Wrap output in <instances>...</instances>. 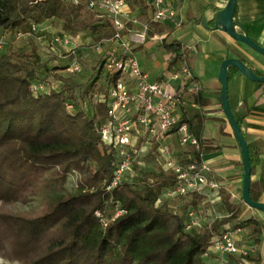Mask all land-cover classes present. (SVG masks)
Returning a JSON list of instances; mask_svg holds the SVG:
<instances>
[{
    "label": "trees",
    "instance_id": "16d2710c",
    "mask_svg": "<svg viewBox=\"0 0 264 264\" xmlns=\"http://www.w3.org/2000/svg\"><path fill=\"white\" fill-rule=\"evenodd\" d=\"M127 2L139 14H148L151 6L150 0ZM86 10L101 18L95 23L84 22L91 38L95 42L110 38L113 27L109 17L86 3L0 0V34L9 37L8 45L0 50V203H26L45 190L60 187L71 172L82 175L76 192L47 200L37 212L0 209V256L17 264H208L205 252L230 222L233 227L249 228L250 239L259 241L264 224L255 217L237 220L240 207L227 198L230 216L187 230L189 210H199L204 197L196 192L182 196L185 200L179 211L159 204V198L175 182V175L162 168L148 178H141L139 172L106 192L117 158L98 131L108 115L107 99L94 101V94L106 96L118 76L102 82L100 58L97 71L89 75L84 87L78 73L59 72L69 64L50 69L37 48L19 52L13 46L17 31L33 33L46 19L61 20L65 34H71L68 32L78 29V19ZM164 44L172 54L170 67L180 65L184 59L180 44ZM44 70L54 74L59 89L51 84L35 94L33 85L47 81L41 77ZM232 70L237 69L229 72ZM93 90L96 92L91 94ZM80 93L93 100L91 113L79 108ZM196 101L199 108L182 107V121L201 141L200 150L189 147L186 151L200 161L205 151L201 94ZM67 102L74 104L73 112L67 109ZM236 119L247 140L245 122ZM250 158L253 167L251 152ZM250 192L258 201L252 188ZM114 200L126 213L112 219ZM243 257L253 258L251 254Z\"/></svg>",
    "mask_w": 264,
    "mask_h": 264
},
{
    "label": "crops",
    "instance_id": "0c3cea01",
    "mask_svg": "<svg viewBox=\"0 0 264 264\" xmlns=\"http://www.w3.org/2000/svg\"><path fill=\"white\" fill-rule=\"evenodd\" d=\"M229 0H166L176 9V17L172 20L156 23L152 21V7L148 14H136L149 25L148 38L145 43L133 42V49L143 69L150 74L151 80H162L170 73L171 53L165 48L166 43L174 41L180 44L183 61L192 72L187 80L188 89L198 87L197 93L187 92L182 96L180 113L183 115L184 105L199 108L196 97L201 94L204 102L201 110L203 116L202 140L204 142V160L209 167V177L219 184V188L199 207L203 211V224H210L217 218L230 216L224 199L240 207L237 220L255 217L264 224V213L251 208L243 201L244 161L241 147L235 137L223 109L221 101L222 84L219 80L220 66L227 57L244 60L259 75L264 74V55L259 54L247 45L233 39L229 34L214 29L215 14L222 10ZM235 21L242 25L250 36L264 46V0H237L234 15ZM206 19L207 27L203 20ZM129 32L140 31L141 26L130 25ZM159 37L164 38L161 44ZM110 46V43H104ZM81 55V54H80ZM79 56V55H78ZM75 55H70L62 66L70 65ZM68 65V66H69ZM68 74L67 70L59 71ZM178 87V81H172ZM229 101L236 118L245 122L247 143L253 156L251 188L258 201L264 203V84L251 81L240 71L232 70L229 77ZM172 149L177 155L185 150L179 146L178 137L174 134L169 139ZM234 222L227 223L224 228L233 227ZM249 230V228H248ZM238 243H256L257 251L252 259L238 254L224 256L210 252L208 261L232 264H264V228L259 241L237 237Z\"/></svg>",
    "mask_w": 264,
    "mask_h": 264
},
{
    "label": "built area",
    "instance_id": "2783aa9c",
    "mask_svg": "<svg viewBox=\"0 0 264 264\" xmlns=\"http://www.w3.org/2000/svg\"><path fill=\"white\" fill-rule=\"evenodd\" d=\"M46 1V0H37ZM79 6L86 3L88 8L109 17L113 27L112 36L101 43H110L108 48L98 47L101 53L102 76L101 81L118 76L112 82L108 94L94 95V100L107 99L108 115L99 126L102 141L113 149L116 155V169L106 192L111 193L115 188L127 180L137 176V167L146 165V158L154 159L162 169L175 175V182L165 191L169 199L198 193L209 196L218 190L219 184L209 177V167L204 160V154L199 161L193 153H187L189 147L196 151L201 148V141L191 132L187 122L182 121L180 113L182 96L187 93H197L198 87L188 89L187 80L192 72L182 61L180 65H173L168 76L162 80H151L149 72L143 69L134 49L133 42L145 43L148 38L149 25L141 20L129 6L127 0H60ZM152 7V21L163 23L176 17V9L166 3V0H150ZM141 26L140 31L129 32V26ZM32 33L17 31V40L31 36ZM9 37L0 34V50L8 45ZM161 44L164 38L159 37ZM51 43L60 45L75 55L67 71L76 74L81 69L78 60V42L71 35H55ZM54 49V47H52ZM100 81V82H101ZM172 81H178V87L172 86ZM99 82V83H100ZM49 81H40L33 85V92L38 94L50 88ZM70 112L75 110L74 104L66 103ZM174 134L178 137L179 146L185 151L179 156L172 149L169 139ZM113 216L115 219L126 213V209L118 200L113 202ZM100 215V213H97ZM203 211L190 209L186 229L202 226ZM249 236L246 227H227L216 236L204 256L215 252L222 256L238 254L247 256L257 251L256 243L239 244L237 237Z\"/></svg>",
    "mask_w": 264,
    "mask_h": 264
},
{
    "label": "rangeland",
    "instance_id": "374dc122",
    "mask_svg": "<svg viewBox=\"0 0 264 264\" xmlns=\"http://www.w3.org/2000/svg\"><path fill=\"white\" fill-rule=\"evenodd\" d=\"M100 19V16L96 15L95 13L88 10L84 11L81 17L78 19V29L76 31L70 30L68 33L71 34H65V27L61 20L46 19L36 25L35 32H33L31 36L14 41L13 46L19 52L29 51L32 48H37L42 55L43 61L46 62L47 67L54 69V65H57L60 59H62V61L65 60L64 62H66L67 60L63 58H67L70 55L69 52L60 45L53 46L51 40L55 35H71L78 42L79 46L77 51L81 52V55L78 56V60L81 63L82 69L78 72V77L80 83L84 84L86 81H88L89 75L96 72L98 69V63L101 58V53H99L98 47L105 49L109 47V45L104 43L95 42L91 38L89 31L86 30L84 26V22L95 23ZM52 47H54V49ZM42 73V79L49 81L53 87L59 89V86H57L58 82L54 79V74H52L50 70H44ZM47 73L50 74L48 75ZM85 86L86 84H84V87ZM95 92L96 91L93 90L91 94ZM77 103L79 108L89 110L91 113L90 110L93 105V100L90 97H85L82 93H80L79 97L77 98ZM160 168L161 166L154 159L147 157L146 165L137 169L139 170L138 173L140 172V177L142 176L141 178H148L153 177V174L158 173ZM81 178L82 175L79 172H71L65 182L60 185V187H53L49 190H45L43 193L26 203L17 202L10 205H3L0 203V209L9 210L12 213H21L24 211L37 212L42 208L43 204L47 200L54 199L56 196L62 193L76 192L79 188ZM184 200L185 199L182 197L169 199L163 195L159 198L158 203L166 205L169 210L179 211L182 204L184 203ZM209 258L210 256L205 257L208 264H217L215 262L208 261ZM0 264L17 263L10 262L0 256Z\"/></svg>",
    "mask_w": 264,
    "mask_h": 264
},
{
    "label": "water",
    "instance_id": "95a60500",
    "mask_svg": "<svg viewBox=\"0 0 264 264\" xmlns=\"http://www.w3.org/2000/svg\"><path fill=\"white\" fill-rule=\"evenodd\" d=\"M237 6V0H229L227 5L214 16V29L223 31L229 34L233 39L247 45L254 51L261 55H264V46L257 43L249 34V32L239 23L235 21L234 15ZM203 23L207 25L206 19ZM241 29V31L238 30ZM230 68H236L245 77L251 81L264 83V74L259 75L249 64L244 60L236 57H227L222 61L220 66L219 80L222 84L221 101L224 109V113L232 126L235 137L241 147V152L244 161V181H243V201L251 208H255L264 212V203L260 201H254L251 196V175H252V162L250 158V151L247 140L243 134V131L231 109L229 101V77Z\"/></svg>",
    "mask_w": 264,
    "mask_h": 264
}]
</instances>
